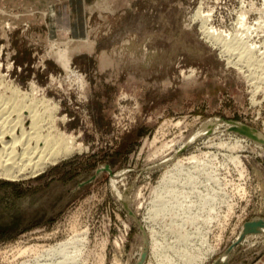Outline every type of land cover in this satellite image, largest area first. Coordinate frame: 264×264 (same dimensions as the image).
Masks as SVG:
<instances>
[{
  "label": "rangeland",
  "instance_id": "374dc122",
  "mask_svg": "<svg viewBox=\"0 0 264 264\" xmlns=\"http://www.w3.org/2000/svg\"><path fill=\"white\" fill-rule=\"evenodd\" d=\"M236 1L0 0V81L73 147L0 178V264H264V0L215 25Z\"/></svg>",
  "mask_w": 264,
  "mask_h": 264
},
{
  "label": "bare ground",
  "instance_id": "6f19581e",
  "mask_svg": "<svg viewBox=\"0 0 264 264\" xmlns=\"http://www.w3.org/2000/svg\"><path fill=\"white\" fill-rule=\"evenodd\" d=\"M219 1L220 0H218V2ZM253 1L256 2L258 5H260L262 2V0H253ZM218 4L219 3H216V5ZM216 5L215 7H217ZM229 7H226L227 9L226 14H223L221 11L216 9L214 13L216 18L215 25L218 26L221 25V27L224 25L225 26L230 25L229 27L232 26L235 20L234 12L240 7V4L238 5V0H237L236 4L231 5ZM233 8L234 9L237 8V9L233 10ZM248 12L249 11L245 10L244 13H240V17L247 15ZM232 14L234 15L233 17L231 16ZM254 17L255 16L253 15L251 18ZM200 21L202 22V27L207 26L209 22L206 18L203 17H200ZM223 28H220V30L221 29L223 30ZM240 38L241 36L237 38L236 42L243 43V41ZM216 42L222 45L221 42L224 41L223 40L218 41L216 39ZM66 53H67V48L65 52L60 53L56 56L60 61V64L63 67V69H66L69 66V60L67 61L66 60L67 58L65 56ZM74 73L73 74L78 78V83L80 87L81 84L79 79L82 80V78L81 76H78L76 71ZM1 86L3 87L2 90H4V92H2L0 88V178L1 179L14 181L20 178H26L27 176H35L41 171H43L48 165H53L61 158L67 157L70 155V153H72L71 151L73 150V147L70 142L71 138L64 137L63 135L58 133L56 129H54L53 125L49 127V131H47L44 135L42 134L43 131H41L40 129L41 127L40 124L43 121L42 120L43 116L39 113L37 106L38 103H41L40 100H35L33 102L32 100H28V104H27L26 95L21 93L16 87L13 86V84L10 85L6 83L3 85L2 81H0V87ZM7 93L10 95L9 97L6 96ZM26 122H29L30 124L27 125ZM210 123L214 125L213 121H209L207 124ZM237 127L240 126L237 125L235 128ZM26 129L28 130L26 131ZM244 132L246 133L247 136L254 137L258 141L264 143L263 140L257 137V133L254 132L253 130L246 129ZM29 251H31V249L26 248L24 252H29ZM34 255L35 254H33V256ZM69 256H73V255L70 254ZM189 257L192 258V256H188V259H191ZM63 258L65 259L66 256L64 255Z\"/></svg>",
  "mask_w": 264,
  "mask_h": 264
},
{
  "label": "crops",
  "instance_id": "0c3cea01",
  "mask_svg": "<svg viewBox=\"0 0 264 264\" xmlns=\"http://www.w3.org/2000/svg\"><path fill=\"white\" fill-rule=\"evenodd\" d=\"M61 1H63V2L66 1V2H65L66 5H69V6H70V4H71V7H72V2H73L74 0H71V1H70V0H53V2H58L57 5H59V4L61 3ZM63 4H64V3H63ZM63 4H62V5H63ZM72 8H73V7H72ZM64 10H65V9H64ZM51 12H52V14H54V18H55L56 15H60L59 13L55 14V12H54L53 10H51ZM74 13H75V12H74ZM62 15H63V16L65 15V17H67V18L70 19V21H69V22H70V23H69V27H71V25H72V23H71V16H72V17H75V22H74V24H75L76 26H78V27H77L78 30L81 28V26H80L79 23L77 22V17H80V16H81L80 14L75 13V15H74V14H71V15H70V14L68 13V10H66V12L63 13ZM62 15H61V16H62ZM73 15H74V16H73ZM81 17H82V16H81ZM76 22H77V23H76ZM79 27H80V28H79ZM67 28H68V27H67ZM79 31H80V30H79Z\"/></svg>",
  "mask_w": 264,
  "mask_h": 264
}]
</instances>
